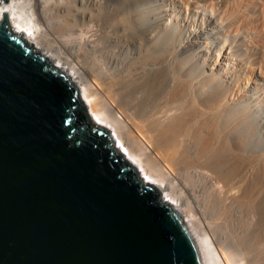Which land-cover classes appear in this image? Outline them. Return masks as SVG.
Masks as SVG:
<instances>
[{
    "label": "bare ground",
    "instance_id": "6f19581e",
    "mask_svg": "<svg viewBox=\"0 0 264 264\" xmlns=\"http://www.w3.org/2000/svg\"><path fill=\"white\" fill-rule=\"evenodd\" d=\"M3 14L203 264H264V0H7Z\"/></svg>",
    "mask_w": 264,
    "mask_h": 264
},
{
    "label": "water",
    "instance_id": "95a60500",
    "mask_svg": "<svg viewBox=\"0 0 264 264\" xmlns=\"http://www.w3.org/2000/svg\"><path fill=\"white\" fill-rule=\"evenodd\" d=\"M108 131L3 14L0 264H203L181 215Z\"/></svg>",
    "mask_w": 264,
    "mask_h": 264
}]
</instances>
